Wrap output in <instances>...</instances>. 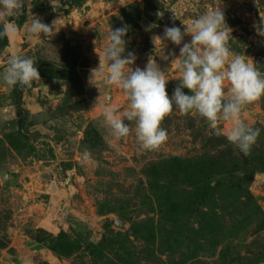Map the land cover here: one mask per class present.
<instances>
[{
	"label": "rangeland",
	"instance_id": "374dc122",
	"mask_svg": "<svg viewBox=\"0 0 264 264\" xmlns=\"http://www.w3.org/2000/svg\"><path fill=\"white\" fill-rule=\"evenodd\" d=\"M47 1L52 9L37 12L23 0L27 21L0 51V76L12 54L33 58L41 74L20 104L0 78V264H264V97L246 121L260 129L249 156L178 110L162 123L164 145L145 151L134 133L112 135L86 75L112 29L127 26L122 55L139 57L153 32L183 30L209 9L255 16L257 28L264 0ZM34 16L55 21L50 40L29 31ZM240 30L232 50L241 55L254 42ZM254 65L264 73V53ZM179 84L167 83L170 97Z\"/></svg>",
	"mask_w": 264,
	"mask_h": 264
},
{
	"label": "clouds",
	"instance_id": "9594fccd",
	"mask_svg": "<svg viewBox=\"0 0 264 264\" xmlns=\"http://www.w3.org/2000/svg\"><path fill=\"white\" fill-rule=\"evenodd\" d=\"M23 8V0H0V39L11 41L17 33V26L8 18L18 17ZM157 15L163 16V13L157 12ZM177 18L174 13L173 22ZM182 23L185 25L183 30L173 23L171 27L165 26L163 37H153L155 45L157 40L182 45L180 84L171 97L166 90L169 78L153 58H149L143 69H133L135 53L129 51L126 56L122 55L128 43L124 39L127 26L111 30L110 42L103 53L96 49L99 67L91 69L89 84L100 88L98 81L106 73L104 83L122 89L128 99L122 112L116 105L104 107L105 123L115 138H126L134 133L140 150L155 151L168 139L163 121L178 110L181 115L202 117L214 135L224 136L245 156L251 155L260 129L246 123L245 109L264 97V73L251 60L232 50L230 41L235 38L222 10L209 9L194 20L187 23L182 20ZM54 27L55 21L48 25L34 16L29 31L40 37L44 33L50 40L57 31ZM256 30L264 36V14H261ZM188 35H191V41L185 42ZM0 78L10 86L23 89L40 81L41 74L33 58L12 54ZM185 88L191 94H186ZM226 123L231 126L223 127ZM89 155L86 150L85 157Z\"/></svg>",
	"mask_w": 264,
	"mask_h": 264
},
{
	"label": "crops",
	"instance_id": "0c3cea01",
	"mask_svg": "<svg viewBox=\"0 0 264 264\" xmlns=\"http://www.w3.org/2000/svg\"><path fill=\"white\" fill-rule=\"evenodd\" d=\"M92 11V10H91ZM240 13V12H239ZM240 17L243 20V25L245 27H248V29L251 31L249 35L250 40L254 42V49L252 51H245L243 54L246 57V59L251 60L254 63L255 58L257 57L258 53H264V36H261L257 33L256 30V23H255V16L251 15H241L239 14ZM248 21V22H246ZM242 26H237V27H230L232 29L231 35L233 36V32L241 33L242 31L240 28ZM254 27V28H253ZM161 36L163 37L164 35V28H162L161 31H158L155 33L153 32L151 34V37L153 38L154 36ZM185 42H190L191 41V35L185 36ZM182 46V45H181ZM177 46L174 43H172L170 40H157L156 45L153 43V45L150 47V49L145 52L141 56H137L135 63L131 66L133 69L135 67H140L144 68L149 60V58H153V60L156 61V63L159 65L161 71L165 72L166 78H169L168 82L175 79H178L179 76L181 75V58L180 56V47ZM99 67V57L95 60V63L92 67H89L88 73L86 75L90 76V71L91 69L98 68ZM106 74V73H105ZM102 74L100 79H99V85L100 88L94 85L89 84V76L87 78V88L91 93H96V102L95 104L97 106L105 107L107 105H128V99L126 97V94L124 91L116 86H110L104 83V75ZM100 93V94H99ZM109 93H112V99L111 102H107L106 98L108 97ZM121 96L122 102H118V98ZM40 105L33 104L29 105L28 108L32 113H37L40 109ZM261 109L260 105V100L248 105L247 108L245 109L247 116H246V121H250L252 118H256L259 115ZM228 124V123H226Z\"/></svg>",
	"mask_w": 264,
	"mask_h": 264
},
{
	"label": "trees",
	"instance_id": "16d2710c",
	"mask_svg": "<svg viewBox=\"0 0 264 264\" xmlns=\"http://www.w3.org/2000/svg\"><path fill=\"white\" fill-rule=\"evenodd\" d=\"M78 1L79 0H59L62 6L64 7L68 6L69 8L75 7ZM32 5H33V10L37 12L42 11L43 8H46L49 10L52 9V6L48 4L47 0H32ZM222 11L225 15V19H226L228 26H231V27L242 26L243 20L237 13L233 12L230 9H223ZM27 18H28V11L26 8H23L22 14L19 15V17L15 21L16 26L18 27L22 26L27 21ZM9 44H10V41L7 38L0 39V51L8 47ZM230 44H231L232 49H234V46H235L234 40L230 41ZM13 90H14L16 99L18 101V104H20L21 101L23 100L24 93L26 91H30L31 87H26V88L21 89L19 86H13ZM67 168L71 169L72 164L71 163L67 164Z\"/></svg>",
	"mask_w": 264,
	"mask_h": 264
}]
</instances>
